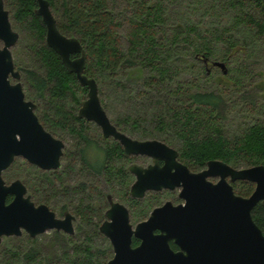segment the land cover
Masks as SVG:
<instances>
[{"label": "trees", "instance_id": "16d2710c", "mask_svg": "<svg viewBox=\"0 0 264 264\" xmlns=\"http://www.w3.org/2000/svg\"><path fill=\"white\" fill-rule=\"evenodd\" d=\"M177 1L49 0L60 31L81 41L86 52L85 73L95 78L99 94L110 90L111 84L126 88L129 82L138 79L143 80L145 88L160 93L164 86L173 87L166 89V97L157 100V111L146 117L153 125L152 130L141 126L147 119L140 116L126 115L118 124L131 122L134 131H141L147 137L156 133L165 135L170 142H164L174 144L181 159L196 168L212 159H221L239 168L264 164V121H253L236 134L227 132L223 125L225 90L239 89L248 82L247 60L264 38V0H214L217 4L210 3V6L205 0H194L189 4L191 8L198 4L204 14L214 15L216 7L227 13L229 19L221 28L204 27L189 17L181 19L182 15L170 24L168 3ZM5 5L7 9L12 7L14 29L26 37L27 48L37 64V68L23 69L25 87H33L36 94L29 97L40 103L39 114L49 130L57 135L60 130L67 131L78 139L75 150L66 154L69 161L65 171H71L73 161L79 158L81 172L103 183L108 181L109 192L124 193L129 175L121 159L123 149L113 139L99 141L87 133L88 122L79 118L78 111L88 89L79 84L76 74L47 45L46 26L35 12L37 0H5ZM217 54L229 67L228 74L220 72L217 86L204 89L199 81L210 77L206 65L202 62L201 71L183 57L190 56L194 61L208 58L213 65L212 58ZM187 67L193 71L189 79L182 77ZM257 88L264 90V83L260 82ZM241 97L247 101L245 93ZM68 101L73 105L69 106ZM55 175L63 188L62 171ZM50 178L55 179L54 174ZM118 184L121 188H114ZM254 188L255 184L246 181L234 185L235 191L243 196H249ZM67 190L63 188L64 195ZM74 190L84 193L73 207L67 205L75 209L80 221L78 233L67 244H54L61 253L58 259L65 264H106L103 256L107 251L93 249L89 244L93 237L100 236L97 220L102 218L103 209L98 210V206L105 200V191L98 183H82ZM253 217L264 233V204L254 208ZM83 235L84 240L80 239ZM32 242L35 240L28 245L2 246L0 264L54 262L53 256L42 257L41 247L31 246Z\"/></svg>", "mask_w": 264, "mask_h": 264}, {"label": "water", "instance_id": "95a60500", "mask_svg": "<svg viewBox=\"0 0 264 264\" xmlns=\"http://www.w3.org/2000/svg\"><path fill=\"white\" fill-rule=\"evenodd\" d=\"M37 3L35 12L46 26L47 45L88 89L78 116L94 122L103 138L118 141L126 155L153 159L146 167L135 163L129 166L135 175L131 195L143 198L151 190L180 187V197L185 201L179 205L166 202L133 226L129 209L109 196L111 206L100 226L114 253L106 264H264V233L253 217L254 208L264 204V164L239 168L212 159L205 169L192 172L177 160L176 148L158 139H135L119 130L102 103L97 81L85 73L86 52L81 41L60 31L49 0ZM19 37L9 9L0 0V122H8L20 134V153L42 169L58 170L62 167L64 142L44 129L34 112L36 105L25 100L22 83L10 81L11 76L21 78L12 53ZM204 60L208 62V58ZM213 65L228 74L225 62L215 60ZM207 71L210 73L209 68ZM236 181L252 182L255 188L249 196L240 195L233 186ZM15 190L18 196L7 205L6 195ZM24 193L20 183L5 186L0 176V243L3 236L21 234L22 228L32 237L50 229L74 232L73 215L68 212L65 219H58L49 206H36L23 198ZM134 237L140 240L137 246L133 245ZM171 241L179 250L171 247Z\"/></svg>", "mask_w": 264, "mask_h": 264}, {"label": "rangeland", "instance_id": "374dc122", "mask_svg": "<svg viewBox=\"0 0 264 264\" xmlns=\"http://www.w3.org/2000/svg\"><path fill=\"white\" fill-rule=\"evenodd\" d=\"M194 0H178L176 3H168V21L170 24H174L179 20V16L182 15L181 19L184 17H189L191 18L192 21L198 22L201 26L204 27H217L221 28L222 26L226 25L229 16L227 13L224 11H221L218 7L215 8L213 11L214 15H209V14H204V9L197 4L196 8H191L189 7L190 3H193ZM205 3H208L210 6V3L216 5L217 3H214L212 1L214 0H205ZM10 10V13L12 15V7H8ZM218 9V10H217ZM11 22L14 28V22L12 20L11 16ZM15 29L19 31L16 27ZM20 32V31H19ZM258 47L257 50L254 52L253 56L250 57L247 60V65H248V72H249V80L243 86H239L237 88L239 89H231L227 88L225 90V108H224V121L223 125L226 128L227 132H230L231 134H236L238 132H241L243 128H245L248 124L252 123L253 121L260 120L264 121V90H260L257 88V85L260 82L264 83V38L262 37L260 39V42H258ZM3 43L0 41V45ZM219 50L222 47V44H218ZM12 53H13V58L15 61V64L18 69H20L23 73V69L25 70H31L33 69L34 66L37 68L36 61L31 53V51L27 48V40L26 37L23 36V34L20 32V37L18 42L15 44V46L12 48ZM220 53V52H219ZM222 54V53H221ZM220 54H217L216 57L212 58V60H222L219 58ZM184 60L189 62L190 64H194L197 67L200 68V66H203L202 62L204 61H194L190 58V56L185 55L183 57ZM235 60L236 58L233 57ZM205 64V63H204ZM207 64V63H206ZM210 64V61H209ZM186 66V65H183ZM189 66V64H187ZM207 69L209 68L210 73L207 71V75L210 76L208 78H203L202 80L199 81V84L201 87L204 89L208 88H214L217 86L216 79L218 78L221 69L219 67L213 66L210 64L209 66H206ZM227 68H229L227 66ZM202 71V69L200 68ZM211 72L213 74H211ZM193 75V71L187 67L185 71L182 73V77L184 76L186 79L191 78ZM180 80V78H178ZM142 79H138L134 82H127L128 85L126 88H121V86H118L114 84L110 85L108 88L110 90H106V93L100 94L101 100L103 104L105 105L106 111L111 118V120L114 123H117L118 120L122 119L126 115H131V116H140L143 117L145 120L147 119L146 117H149L150 114H154L158 107L156 106V102L158 99L161 97H166V89H171L173 87H167L163 88V90L160 92H157L156 89H149L145 88V86L142 83ZM251 81V82H249ZM176 86V85H174ZM27 88V94L34 97L35 91L34 88L31 87H26ZM241 89V90H240ZM238 90V91H237ZM245 93L247 101L244 100V98L241 97V94ZM163 94V95H162ZM165 95V96H164ZM31 97V98H32ZM253 99L254 101L251 102ZM37 101V100H36ZM68 105L71 106L73 103L71 101H68ZM118 124V123H117ZM143 127H147L149 129H153V125L150 124L149 119H147V122H142ZM87 133L89 134L90 138H97L99 141H103L102 138V133L101 129L93 122H88L87 124ZM118 127L120 130L123 132L127 133L131 137L139 140H146V139H158L161 141H168L167 137L165 135H161L156 133L154 136H143L141 131H134L132 129V123L129 122L127 125L125 124H118ZM59 137L66 143V148H65V155L63 158V166L61 167L60 171H62L63 174V188L67 187L68 190L65 191V195H63L62 199L63 201L67 204L73 207L74 202L78 201L82 196H84L83 191H77L74 190L76 188H79V185L82 183H92V184H99L100 188H104V183L102 180H98L99 178H94L93 175L89 174H84L81 172V165L79 158L76 159V161H73L72 166L73 169L71 171H65L66 166H67V161L69 155L73 150H75L76 143L78 142V139L76 136L71 135L67 131H58ZM166 143V142H165ZM169 145V144H168ZM171 146V145H170ZM174 144H172V147ZM175 148V147H174ZM68 156V157H66ZM66 157V158H65ZM135 163L139 164H147L150 162V159L144 158L142 156L135 157L133 160ZM59 186V183H58ZM116 189H120L121 187L118 185H115ZM87 192V189L85 190ZM114 193V192H113ZM86 194V193H85ZM117 197L123 196L122 193H116L115 194ZM99 199V198H98ZM97 200V196L95 195V201ZM155 200L153 195L148 194L147 200L144 202L145 212L142 217H144L150 209L153 206V202ZM150 204V206H149ZM138 218L134 217L132 219V222L135 224ZM79 224V223H78ZM78 233V232H77ZM80 234V233H79ZM88 234V233H87ZM52 235V233L47 232V234H42L39 235L35 242H32L30 245L31 246H40L41 247V252L42 257L44 258H50V256H53L55 260L54 262H42V264H65L63 262L59 261V256L60 250L56 249V246L52 244L51 248H47V241L49 237ZM84 240L85 235L80 236V239ZM79 239V240H80ZM24 242V241H23ZM12 245L16 244L13 239H7L5 242ZM22 243V242H21ZM20 243V244H21ZM91 247L93 249H100V250H106L107 255L103 256L105 262H107L113 255V252L111 250L110 242L109 240L103 235L100 234L99 237H93L92 241L89 242ZM17 245V244H16ZM26 245H28L26 243ZM44 260V259H43ZM40 261V259H39ZM49 261V260H47ZM51 261V260H50ZM39 264V263H37ZM41 264V263H40Z\"/></svg>", "mask_w": 264, "mask_h": 264}, {"label": "flooded vegetation", "instance_id": "af4514ba", "mask_svg": "<svg viewBox=\"0 0 264 264\" xmlns=\"http://www.w3.org/2000/svg\"><path fill=\"white\" fill-rule=\"evenodd\" d=\"M4 2H5V0H4ZM5 7H6V5H5ZM10 18H11V13H10ZM2 45H0V46H2ZM73 57H75V56H73ZM14 63H15V61H14ZM204 63L206 66L210 65L209 61L207 62V64H206V62H204ZM15 68L20 72L21 78H20V80H17L11 76L10 77L11 83L15 84L18 81H20L22 83L23 91L25 93V100L31 101L36 105L34 112L37 115L40 123L43 125L44 129L46 131H48L49 133H51L56 138L62 140L57 134H54L51 130H49L46 127V124L42 120V116L39 114L40 103L38 101H36L34 98L29 97V95L27 94V89H26V87L23 83V80H22L23 73L20 69L17 68L16 64H15ZM80 119L85 120L83 118H80ZM85 121H87V120H85ZM87 122H90V121H87ZM118 129H119V127H118ZM102 138H103V136H102ZM20 139H21L20 134L15 133L13 127L11 128L10 125L8 124V122H6V121L2 122V123L0 122V176H1V179L3 180L5 186H11L15 182L20 183L24 187V190H25V193L23 194L24 199L30 200L36 206H38L40 204H46L47 206H49V208L51 210H53L55 212L56 217L58 219H65L66 213H68V212L71 215H73L74 219L72 222H73L74 232L72 234L66 232L63 229H60V230L50 229V230L42 233L43 235L47 234V232L52 233V235L49 237V239L47 241V246L49 248L51 247L52 244H60V245H62L64 243L67 244V240H71L72 237H76V234L78 232L77 228L79 226L78 223H80V221L78 220V217L75 213V209L74 208L69 209L67 204L62 199L64 193H63L61 181H58V179L55 175V173H57L61 168L58 170H45V169L40 168L36 163L31 161L28 157H26L24 154H22L18 151V144H19ZM103 139L109 140V139H113V138H108V139L103 138ZM64 144H65V147L63 149V155L61 157L62 166H63V158L65 155V148H66V143L64 142ZM122 149H123V147H122ZM178 152H179V150H178ZM122 154L123 155H122L121 159L123 160V164H126V173H128V175H129L128 188L126 191H124V193H122L123 196L119 195V197H117L115 195L116 194L115 192L114 193L109 192L108 187L110 186V183L108 181L104 180L103 192L105 191V200H103L102 203L98 206V208H99L98 210L103 209L102 218L100 220H97L99 223V227H98L99 233H100V226L106 218L105 217L106 211L111 206V204H110L111 200L109 199V196H111V199L113 201L122 203L129 209L130 220H131V223L133 224V226H136L137 223L146 220L149 217V215L153 209H155L156 207L162 206L166 202H171L173 205L185 204L184 199H182L180 197V192H181L180 187H177L175 189L165 188L162 190H151V191H148L143 198L133 197L131 195V186L135 181V175L129 170V166L131 164L135 163L133 160L135 157H138V156H142L144 158L150 159V162L145 164V165L135 163V164H138V165H141L144 167L151 164L153 162V159H152V157H149L146 155H126L124 153V150H123ZM177 160L179 162L185 164L189 168V170H191L192 172H198V171L205 169L207 167V162H208L207 161L206 164L201 168L193 167L190 164H188L187 162H185L183 159H181L180 152H179V156H178ZM159 163H160V165H164V161H162V160H160ZM52 174H54L55 179L50 178V176ZM208 179L213 181V182L218 181V178H214V177H210ZM239 182H242V181L234 182L233 186ZM246 182H248V181H246ZM58 183H59V186H58ZM148 194L154 196L155 200L153 202H155V204L153 203V206L150 209V211L148 212V214H146L144 217H142L144 215L145 208H146L144 206V202H145V200H147ZM17 196L18 195L16 194V190L14 192L8 193L6 195V198H5L6 204L9 205L10 203H12L16 199ZM134 217L138 218V220L136 221L135 224L132 222V219H134ZM21 230H22V233L19 235L15 234V235H11V236H3L2 241L0 243V248L5 245L4 242L7 239H13V241H15L17 245H20L21 242H22L21 243L22 245H25L26 243L28 244L30 241L36 240V238L39 235H42V234H39L36 237H32L24 228H22ZM68 238H70V239H68ZM53 239H55V242H52ZM57 239H59L60 242H58ZM139 243H140V240L134 237L133 238V245L137 246ZM110 246H111V250L113 252V248H112L111 243H110ZM171 247L175 251L179 250V246L176 245L174 243V241H171ZM113 255H114V253H113ZM113 255H112V257H113Z\"/></svg>", "mask_w": 264, "mask_h": 264}]
</instances>
